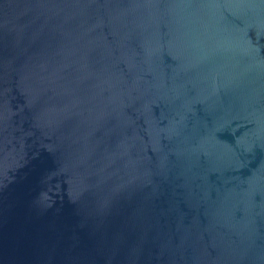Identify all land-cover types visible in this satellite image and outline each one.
Returning <instances> with one entry per match:
<instances>
[{
    "label": "water",
    "instance_id": "1",
    "mask_svg": "<svg viewBox=\"0 0 264 264\" xmlns=\"http://www.w3.org/2000/svg\"><path fill=\"white\" fill-rule=\"evenodd\" d=\"M0 264H264V0H0Z\"/></svg>",
    "mask_w": 264,
    "mask_h": 264
}]
</instances>
